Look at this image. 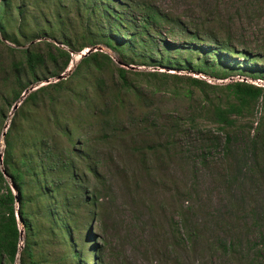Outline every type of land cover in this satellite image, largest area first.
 Returning <instances> with one entry per match:
<instances>
[{
  "label": "trees",
  "instance_id": "obj_1",
  "mask_svg": "<svg viewBox=\"0 0 264 264\" xmlns=\"http://www.w3.org/2000/svg\"><path fill=\"white\" fill-rule=\"evenodd\" d=\"M12 1L0 0V48L8 57L12 56L9 60H0V139L7 112L24 91L42 81L50 82L31 91L22 100L13 112L3 138L0 264H42L43 261L36 260L42 238L46 243L56 242L66 249H74L71 251L79 258V264H83L85 255L82 256V252L89 254L87 245L90 244L95 263L101 264L99 246L92 239L87 241V235L92 236L88 221L98 219V211L105 202L103 199L111 205L112 197L106 195L110 186L92 164L79 167L74 161V157H78L97 165V159L90 155L91 146L85 150L74 147H80L77 142L83 135L77 133V129L86 124L87 117L94 120L88 123L91 129L97 128L94 143L126 144L130 134L116 114L124 110L126 96L141 100L143 95L138 82L128 78L130 73L147 79H171L178 86L185 83L188 98L194 91L207 97L209 93L219 91L220 95L206 102L209 107L206 112L215 129L224 132V140L221 142L204 129L201 131L204 137L200 138L202 149L221 147L222 154L232 162L230 180L240 191L247 183L254 185L255 175L264 180V173L259 169V157L264 151L263 87L245 81L216 85L191 76L184 78L164 72L143 74L128 69L143 66L199 73L218 81L234 76L264 81V68L259 66L264 57L237 51L215 37L205 39L191 34L179 17L146 2ZM97 45L113 52L119 62L105 52H92L80 59L70 77L55 82L49 80L58 78L65 71L72 54ZM89 85L100 103L98 107L89 94ZM150 88L157 91L159 86ZM172 92L176 94L174 89ZM65 100L79 110L75 116L61 108V105L69 107L63 103ZM258 108L262 116L256 126H252L253 122L249 120H253ZM39 113L41 120L38 123L33 120L31 126L24 125L34 119L33 114ZM243 119L248 123L238 126ZM48 124L55 128L53 135L65 137L69 147L61 150L56 142L50 144L53 136L42 131ZM130 124L135 125L133 119ZM192 126L196 125L193 123ZM237 129L243 131L245 139H236ZM157 147L152 144L133 149L141 157L144 152L157 153ZM146 162L143 158L140 160V163ZM87 174L91 175L93 184L87 181ZM17 213L24 230L21 250ZM260 242L264 250V230Z\"/></svg>",
  "mask_w": 264,
  "mask_h": 264
},
{
  "label": "rangeland",
  "instance_id": "obj_2",
  "mask_svg": "<svg viewBox=\"0 0 264 264\" xmlns=\"http://www.w3.org/2000/svg\"><path fill=\"white\" fill-rule=\"evenodd\" d=\"M135 1L146 2L179 17L191 34L196 33L205 39L215 37L237 51L264 57V0ZM54 43L62 47L59 41ZM89 49L90 53L105 52L116 63L119 62L116 55L103 46L86 48L79 54H72L71 62L62 73L63 79L72 75L82 54ZM5 58L9 60L12 56L8 57L0 48V60ZM259 66L264 68V62ZM128 69L143 74L164 72L184 78L191 76L216 85L244 79L234 76L218 81L199 73L143 66ZM128 78L138 82L143 95L141 100L126 96L124 110L116 114L122 127L130 134L126 144L94 143L97 128L91 129L88 123L94 120L87 117L86 124L77 129V133L83 135L77 142L80 147H74L75 150H85L91 146L90 155L97 159V165L78 157H74V161L79 167L92 164L110 186L106 195L112 197L111 205L103 199L106 203L98 211V219L88 221L92 236L87 235V241L92 239L99 246L101 264H264L260 242L264 230V180L255 175L254 185L247 183L240 191L230 180L232 162L222 154L221 147L204 151L201 146L200 138L204 137L201 131L204 129L221 142L224 140V132L215 129L206 112L209 108L206 102L221 93L215 91L207 97L194 91L188 98L185 83L178 86L171 79H147L131 73ZM49 80L55 82L57 78ZM42 85H46L45 81L28 89ZM90 85L89 94L98 107L100 103ZM146 85L159 86L160 90L153 91ZM21 101H17L19 105ZM63 103L69 107L61 105V108L69 114L75 116L78 113L74 105L66 100ZM12 107L3 125L10 123ZM32 116L34 119L24 125L31 126L34 121L38 123L41 120L40 113ZM261 116L258 108L253 120H249L253 122L252 126H256ZM132 119L134 126L130 124ZM193 123L196 126H192ZM247 123L243 119L238 126ZM54 129L52 124H48L42 130L53 136L50 144L56 142L61 150L69 147L65 137L53 135ZM234 136L238 141L246 138L241 129H237ZM152 144L158 145L155 154L144 152L140 157L133 149ZM4 150L1 138V159ZM142 158L147 162L140 163ZM259 162V169L264 173V151ZM86 178L93 184L91 175L87 174ZM15 206L17 208V204ZM19 224V235L22 232L19 243L23 244L24 230L20 221ZM42 241L36 250V260L43 261L42 264H79V258L72 254L74 249L71 251L56 242L46 243L45 238ZM87 251L89 254L82 252V256L85 255L82 263L96 264L92 245H87Z\"/></svg>",
  "mask_w": 264,
  "mask_h": 264
},
{
  "label": "water",
  "instance_id": "obj_3",
  "mask_svg": "<svg viewBox=\"0 0 264 264\" xmlns=\"http://www.w3.org/2000/svg\"><path fill=\"white\" fill-rule=\"evenodd\" d=\"M91 52V50L89 49V50H87L85 53H83L82 54V56H86L88 53H90ZM167 71H169V70H167ZM63 74H61L58 78H57V80L59 81V80H61V79H63ZM50 81H46L45 83L46 84H48ZM36 89V88H35ZM35 89H33L32 87L30 88V89H27V90H25L24 91V93L22 94V96H21V98H20V100L19 101H21V100H23L31 91H34ZM18 106H19V104H18V102L16 103V104H14V106L12 107V109H11V113H10V115L12 116L13 114V112L18 108ZM9 119V118H8ZM8 123H6L5 125H4V129H5V131H6V129L8 128ZM5 131H4V133L2 134V136H1V138H2V140H3V138H4V135H5ZM2 164V159L0 158V165ZM3 174H5V172L3 171ZM16 203L18 204V200H16ZM17 219L19 218V215H18V213H17ZM18 221H20L21 222V219L19 218V220ZM21 236H22V232H20V238H21ZM23 247V245L20 243V245H19V250H21V248ZM17 264V263H16Z\"/></svg>",
  "mask_w": 264,
  "mask_h": 264
},
{
  "label": "built area",
  "instance_id": "obj_4",
  "mask_svg": "<svg viewBox=\"0 0 264 264\" xmlns=\"http://www.w3.org/2000/svg\"><path fill=\"white\" fill-rule=\"evenodd\" d=\"M250 83H252L256 86L264 87V81H262V80L250 81Z\"/></svg>",
  "mask_w": 264,
  "mask_h": 264
},
{
  "label": "clouds",
  "instance_id": "obj_5",
  "mask_svg": "<svg viewBox=\"0 0 264 264\" xmlns=\"http://www.w3.org/2000/svg\"><path fill=\"white\" fill-rule=\"evenodd\" d=\"M251 80V79H250ZM255 80H260V79H255ZM255 80H251V81H255ZM242 81H245V82H248L246 79H243ZM263 81V80H262ZM46 82V81H45ZM248 83H250V82H248ZM252 84V83H251ZM254 85V84H253ZM260 87V86H259ZM264 88V87H263ZM22 96V95H21ZM24 100V99H23ZM20 102V101H19ZM22 102V101H21ZM14 106V105H13ZM13 188V187H12ZM14 190V189H13ZM17 204V203H16ZM16 216H17V214H16ZM17 218V217H16ZM19 219V218H18ZM17 219V220H18ZM19 222V221H18ZM23 245V244H22Z\"/></svg>",
  "mask_w": 264,
  "mask_h": 264
}]
</instances>
